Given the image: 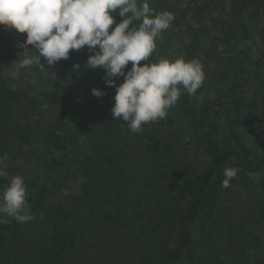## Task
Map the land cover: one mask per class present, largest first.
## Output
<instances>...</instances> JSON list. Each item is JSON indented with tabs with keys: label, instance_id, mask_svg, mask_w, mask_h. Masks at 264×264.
<instances>
[{
	"label": "trees",
	"instance_id": "obj_1",
	"mask_svg": "<svg viewBox=\"0 0 264 264\" xmlns=\"http://www.w3.org/2000/svg\"><path fill=\"white\" fill-rule=\"evenodd\" d=\"M153 7L174 13L175 20L158 37L150 61L174 60L181 51L194 59L199 50L206 75L197 93H184L160 121L161 126L190 155L203 152L208 158L202 176L184 180L173 192L145 196L154 216L174 222V230L156 240L157 264H222L214 245V222L224 195L242 189L249 197L250 219L264 222V178L257 182L248 176L249 172H264V145L255 148L238 130L243 117L254 109L261 117L260 124L253 126L255 136L264 128V0H154ZM115 19L116 23L121 20L118 15ZM183 38L189 39L188 44ZM84 50L89 53L86 46ZM7 52L13 55L11 50L0 51V155L9 157L5 161L9 176L24 177L33 219L20 224L2 217L6 222L0 224V260L11 242L37 229L38 224H47L51 234L39 240L37 251L21 264H93L91 257L76 249L88 227L100 219L128 228L122 207L99 214L92 207L82 208L99 184L100 165L94 157L104 153V170L113 183L119 184L122 178L110 151L102 150L109 136L132 134L122 119L113 120L115 87L107 86L104 76L79 96H67L63 85L68 59L47 66L53 73L55 68L61 73L55 83L46 82L45 90L21 87L23 81L21 85L3 76L7 66L14 65L4 63ZM130 67L131 63L126 71ZM121 83L123 77L117 78L116 85ZM93 88L107 94L96 97ZM14 108L21 109L19 114L15 115ZM30 113L37 120H30ZM144 143L146 151L156 157L166 150L152 131L145 132ZM88 148L92 153L83 158ZM18 162L20 168L15 166ZM228 166L238 167L240 172L225 189L221 182ZM79 175L85 178L82 191L64 194L66 184ZM8 183L7 178H0V192ZM128 206H133L136 217H143L142 202ZM245 242L246 236L235 240L230 235L228 239L235 264H247ZM71 257L76 263L70 262ZM254 264H264V256Z\"/></svg>",
	"mask_w": 264,
	"mask_h": 264
},
{
	"label": "rangeland",
	"instance_id": "obj_2",
	"mask_svg": "<svg viewBox=\"0 0 264 264\" xmlns=\"http://www.w3.org/2000/svg\"><path fill=\"white\" fill-rule=\"evenodd\" d=\"M149 2L153 7L154 0ZM25 40L26 33L20 34L14 29L7 30L5 26L0 25V51L4 53L11 50L13 54L11 56L8 52L5 53L7 58L4 59V63L6 65L14 63L7 66L3 76L6 80L10 79L21 85L24 83L21 87L29 85L30 88L35 89L41 86L45 90L46 82L55 83L61 72L55 68L53 73L43 58L41 60L45 65L43 70L35 66L20 68L18 61L23 58V49L19 45ZM183 40L188 44L189 39L183 38ZM28 47L31 48V45ZM92 54L94 53H86L84 49L70 52L67 61L69 68L65 76L67 81L63 85L65 90L62 91L67 96H79L83 89L92 86L105 76L103 74L105 70L102 68L86 67L87 58ZM194 54H196L195 59L202 60V52L198 50ZM180 57L186 61L192 59L185 51L180 52ZM76 64L80 65L78 70H74ZM20 111L21 109L14 108L15 115ZM250 111L252 110L247 111L245 115ZM28 118L35 121L37 115L30 113ZM260 122L259 112L254 109L251 115L243 117L238 127L244 141L251 143L255 148L264 145V128L257 137L253 129V126H258ZM147 131H152L161 145L166 147L161 156L156 157L146 151L144 134ZM102 150L110 151L114 163L122 170V178L119 184L113 183L109 173L104 170L106 168L103 161L104 153H101L100 157H94V161H99L100 165L99 184L93 187L82 208L92 207L99 214L105 209L115 210L122 207L126 210L123 217L128 228L122 229L102 223L99 219L98 224L88 227L87 232L78 239L76 249L84 252L87 258L91 257L93 264H157L156 240L166 232L173 231L174 222L169 218L159 220L154 216L145 196L148 197L156 191L173 192L184 180L202 176L208 165V158L203 152L196 156L190 155L181 143L170 138L160 121L146 124L141 133L109 136L104 139ZM91 153L92 148H88L82 157ZM15 166L20 168L21 165L18 162ZM84 183L85 178L79 175L66 184L63 193L81 192ZM136 201L142 202L144 212L141 219L134 214L133 206H128L129 203ZM248 204V195L239 188L232 189L220 202L214 222V245L222 264H235L231 260L228 247L230 235H233L235 240L246 236L248 242H245L244 246L247 248V264H254L260 256H264V222L250 219ZM233 227L241 234L234 233ZM51 230L47 224H38L37 229L28 232L19 240H14L9 244L0 264H21L37 251L39 240L48 238ZM71 260L76 263L73 257L70 262Z\"/></svg>",
	"mask_w": 264,
	"mask_h": 264
},
{
	"label": "clouds",
	"instance_id": "obj_3",
	"mask_svg": "<svg viewBox=\"0 0 264 264\" xmlns=\"http://www.w3.org/2000/svg\"><path fill=\"white\" fill-rule=\"evenodd\" d=\"M174 20V13L157 11L149 0H0V25L26 33L19 45L23 58L18 66L43 70L42 58L52 66L67 60L72 50L86 46L94 53L88 56L86 67L104 69L106 85L115 87L113 120L122 119L132 133L166 119L180 97L184 93L194 96L206 79L202 63L195 58L150 61L158 37ZM79 67L74 65V70ZM120 77L123 83L116 85ZM91 91L96 97L107 94L96 88ZM8 158L0 155V178L9 181L0 192V224L6 222L3 216L23 224L33 219L28 187L23 176H9ZM239 172L238 167H225L221 187L230 188ZM248 176L258 182L264 172L253 171Z\"/></svg>",
	"mask_w": 264,
	"mask_h": 264
}]
</instances>
